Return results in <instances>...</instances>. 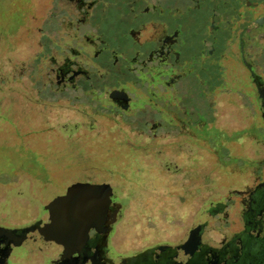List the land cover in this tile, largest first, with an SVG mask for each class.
<instances>
[{"label":"flooded vegetation","instance_id":"obj_1","mask_svg":"<svg viewBox=\"0 0 264 264\" xmlns=\"http://www.w3.org/2000/svg\"><path fill=\"white\" fill-rule=\"evenodd\" d=\"M47 1L41 0L43 4L35 13L41 18L48 15V19L38 20L18 46L20 50L34 44V71H28L24 59L14 63L16 77L24 79L31 91L26 95L33 92L44 111L66 108L81 122L111 126L123 139L136 140L137 145L140 141L146 147L151 141L153 145L147 150L160 149L174 139L180 143L181 136L192 137L203 148L187 166L197 159L207 167V157L211 158L207 149L214 147L212 136L222 148L241 146V154L235 152L234 165L224 164L225 158L216 159L211 171L213 175L239 177L243 170L246 180L210 200L202 220L182 239L154 243L116 257L111 251V236L123 205L121 200L104 197L92 205L95 210L91 213L63 222L65 243L50 242L58 251L45 264H264V61H260L264 48L256 52L255 67L238 62L248 73V95L230 87L232 74L229 80L224 77L225 59L228 63L235 59L230 52L235 53L238 33L243 51H254V37L264 42V0L226 3L224 17H236L224 19L221 37L214 34L220 27L216 19L204 20L200 13V0H49V8L56 9L49 13ZM8 2L13 5L16 0ZM248 7L263 9V15L254 13V17ZM19 8L20 16L31 15L24 6ZM245 20H252L255 30L242 27ZM195 41L200 42V50L190 46ZM221 42L228 47L219 46ZM194 62L212 69L217 65L218 71H207L210 77L205 90L200 89L204 88L202 81H196L197 91L185 90L180 84L176 87L184 74H197ZM230 66L237 70V61ZM238 95L240 103L235 99ZM224 96L226 101L221 100ZM185 101L198 104L192 109H174ZM138 113L143 114L142 123L137 122ZM252 146L259 149L258 156ZM245 163L248 167L240 168ZM75 182L68 183L65 190ZM231 199L235 219L229 218L225 205ZM42 211L43 224L49 214L44 208ZM18 232L0 231V264H10L13 237ZM42 240L39 234L35 237L36 243Z\"/></svg>","mask_w":264,"mask_h":264},{"label":"rangeland","instance_id":"obj_2","mask_svg":"<svg viewBox=\"0 0 264 264\" xmlns=\"http://www.w3.org/2000/svg\"><path fill=\"white\" fill-rule=\"evenodd\" d=\"M237 1L239 4L243 3V0H235ZM43 2L16 0L12 5L8 0H0V224L8 228L30 227L37 219L45 216L42 208L56 195L63 193L68 183L102 181L112 186V200H121L123 205L111 236L110 246L114 257L118 253H131L154 243H170L182 239L193 224L202 220L210 200L223 196L224 190L240 187L239 183L246 180L243 170L239 177L213 175L214 171H211L216 159L225 158L224 164L230 167L234 165L237 160L235 152L241 154L243 148L240 146L237 149V145L222 148L212 136L214 147L207 149L211 157H207V167L203 161L201 164L196 159V162L188 164L189 168L186 170L188 160L192 162L203 148L192 137L181 136L180 143L174 139L173 142L164 143V147L160 149L147 150L148 146L153 145L148 139L145 140L148 146L145 147L140 141L137 145L136 140L130 142L126 137L123 139L111 126L81 122L76 114L66 108L56 107L59 110L56 112L44 111L43 103L35 99L33 92L30 96L26 95L30 89L25 87L24 79L16 77L14 66V63L18 64L24 59L29 65L28 71H34V44L20 50L18 46L25 40V35L32 32L30 29L38 20L48 19V15L41 18V15L35 13ZM230 2L231 0L199 1L204 20L216 19L217 26L220 25L214 33L220 37L223 36L220 30L224 19L229 21L236 17H224L226 13L222 14L226 3ZM47 4L48 13L50 10L56 11L55 7L49 8L51 1L48 0ZM20 6H24L27 13H34L33 19L30 14L20 16L17 13ZM221 7L224 8L222 11ZM212 9H215L214 13ZM262 10L254 11L248 7L247 11L252 15H261ZM239 12L241 17L242 10ZM243 23L244 21L240 23L242 27H253L252 20H245ZM25 27L28 28L26 33ZM223 27H227V24ZM239 36L238 33L235 53L230 52L234 61H237V70L230 66L234 61L228 63L226 58L224 77L229 80L232 74L233 78L230 80L234 83L230 87H235L238 93L248 95V73L242 65L238 66V62L255 67L256 52L263 50L264 42L257 41L254 37L251 42L254 51L246 49L245 52L243 47H239ZM28 40L29 37L27 42ZM199 44L200 42L195 41L190 46L200 50ZM219 46L225 49L228 47L223 42ZM231 54L229 58H233ZM261 59L264 61V56L260 61ZM194 63H197L199 70L197 74H184L175 83L176 87L180 84L185 90L190 88L197 91L199 88L196 81H202L204 88L200 89L205 90L206 78L210 77L206 76L207 71H218L217 65L212 69L207 65ZM241 79L246 83L243 84ZM220 97L221 95L217 97L218 102ZM235 99L240 103V95L235 96ZM221 100L226 101V97ZM197 102L178 103L174 109H192ZM229 108L232 106H225V109ZM136 116L137 122L142 123L143 114ZM183 142L186 143L183 145ZM258 150L254 149L257 156ZM246 167L248 165L245 163L240 168ZM225 205L229 218L236 217L232 199L225 201ZM35 237H29L14 249L9 257L11 264H45L57 254L56 245L46 244L47 247H41L44 245H41V241L38 245Z\"/></svg>","mask_w":264,"mask_h":264},{"label":"water","instance_id":"obj_3","mask_svg":"<svg viewBox=\"0 0 264 264\" xmlns=\"http://www.w3.org/2000/svg\"><path fill=\"white\" fill-rule=\"evenodd\" d=\"M107 196L110 198L113 196L112 186L109 183L77 181L69 185L63 193L56 195L44 206L49 214L47 222L41 223L45 219L44 216L39 219L41 221L38 220L30 227L14 229L0 227V231H8L9 233L19 231L13 237V249L10 256L23 241L38 234L43 237L40 243L44 246L41 247H47L46 244L51 245L48 241L63 246L65 243V225L63 222L72 216H84L91 213L95 210L92 205L99 204V200ZM56 247L58 248L57 245Z\"/></svg>","mask_w":264,"mask_h":264}]
</instances>
